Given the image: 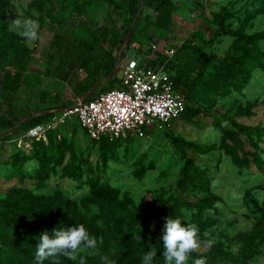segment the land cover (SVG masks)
Here are the masks:
<instances>
[{"label":"rangeland","instance_id":"obj_1","mask_svg":"<svg viewBox=\"0 0 264 264\" xmlns=\"http://www.w3.org/2000/svg\"><path fill=\"white\" fill-rule=\"evenodd\" d=\"M148 1L132 17L127 0H0V264H37L43 231L81 223L98 244L73 264H143L149 250L164 261L168 216L199 229L188 264H264V0H174L170 12ZM15 14L39 23L37 40L17 34ZM88 29H99L92 51L73 44L49 60L57 33ZM155 41L180 43L161 55L187 105L171 128L96 138L75 116L40 137L7 128L104 90L128 57L150 63ZM7 69L22 73L13 96Z\"/></svg>","mask_w":264,"mask_h":264},{"label":"built area","instance_id":"obj_2","mask_svg":"<svg viewBox=\"0 0 264 264\" xmlns=\"http://www.w3.org/2000/svg\"><path fill=\"white\" fill-rule=\"evenodd\" d=\"M158 43H152L153 48H158L159 55L155 53L150 57V63L132 56L120 64L119 86L50 107V118L29 126L24 135L43 136L47 129L60 125L71 116L96 138L114 139L131 132L143 133L153 127L171 128L184 111L186 98L175 84L167 58L163 59L161 55L172 56L180 43L166 45L163 41L160 46Z\"/></svg>","mask_w":264,"mask_h":264},{"label":"clouds","instance_id":"obj_3","mask_svg":"<svg viewBox=\"0 0 264 264\" xmlns=\"http://www.w3.org/2000/svg\"><path fill=\"white\" fill-rule=\"evenodd\" d=\"M14 6L15 4L11 2ZM17 34L28 41L38 39L39 23L31 18L23 20L16 17L10 22ZM154 227V225H153ZM163 258L164 264H188L189 257L193 252L200 249V233L196 225L183 222L179 217L168 216L162 230ZM103 243L102 239L99 241ZM212 241H209V246ZM97 238L90 234L86 226L79 225L63 228L56 227L49 233L47 230L39 235L36 244L35 260L37 264H44L45 260H50L51 264H60V257H67L75 260L79 253L89 249L97 248ZM155 251H147L143 257V264H152ZM101 260L107 261V257L101 256ZM80 264H86L83 257ZM194 264H206L204 258H198Z\"/></svg>","mask_w":264,"mask_h":264},{"label":"trees","instance_id":"obj_4","mask_svg":"<svg viewBox=\"0 0 264 264\" xmlns=\"http://www.w3.org/2000/svg\"><path fill=\"white\" fill-rule=\"evenodd\" d=\"M127 3H128V9L132 13V17L140 14V12L142 10L141 5H140V0H127ZM148 5L157 11H159L162 7H165L166 10L168 12H170L175 6V1L174 0H149ZM98 30L99 29H96V30L88 29V32L86 33V35H83L80 37H74V39H72L70 36H64V35H60L59 33H57V35H55V37L53 39V44L50 48L49 60H53L56 52H60V54H63L64 51L66 49L70 48L73 44L80 47L82 50H84L86 52L92 51L94 46L100 40V35H99ZM229 32L234 33L233 31H229ZM196 51L201 56H203L205 59L207 58L205 53L203 51H201L200 49L196 48ZM112 65H113V61L106 67V71H105L106 73L110 72ZM21 80H22L21 71H12L10 69L5 70L4 75H3L2 90L4 92H7L9 94V96H13V93H15L19 89ZM174 80H175L176 86H179L178 83L176 82L175 77H174ZM114 86H119V79H118V77H115V76L113 77L112 81H110V83L108 84V86L105 89L112 88ZM87 97H90V96H87ZM186 106H185V109H186ZM41 111H43V112L42 113H36L34 115H31L28 119L22 120L19 124H17V126H22L23 128L26 129L35 123L43 121L44 119H46L50 115V113L44 111V109H42ZM76 122L80 125V123L78 121H76ZM16 123H17V121H15V120H8L6 123V126H7V128H11ZM225 134L228 136L234 137L236 135V131L234 129L228 128V129H225ZM101 137H106V136H101ZM106 138H108V137H106ZM187 167H188V161L185 162L183 168L186 170ZM197 204H198V202H197ZM62 227L67 228V225L65 224ZM63 258H65V260H67V263L73 264V261H71V259H68L67 257H63ZM152 264H164V261H161V260L154 258Z\"/></svg>","mask_w":264,"mask_h":264},{"label":"water","instance_id":"obj_5","mask_svg":"<svg viewBox=\"0 0 264 264\" xmlns=\"http://www.w3.org/2000/svg\"><path fill=\"white\" fill-rule=\"evenodd\" d=\"M133 21H134V20H133ZM133 21H132L130 27L128 28V31H127V37H128V35L130 34V31H131V27H132ZM125 40L127 41L128 38H126ZM126 41H124V43H125ZM117 65H118V62H116V64H115V66L113 67V69L109 72V76H113V74H114V72H115V70H116V68H117ZM87 94H88V92L82 94L81 96H84V95H87ZM81 96H79V97H81ZM58 108H59V107H58ZM44 111L50 113L51 110L48 108V109H44ZM42 112H43V111L40 110V111H38V112H36V113H42ZM36 113H35V114H36ZM22 120H24V119H21V120L18 121L16 124H19Z\"/></svg>","mask_w":264,"mask_h":264},{"label":"bare ground","instance_id":"obj_6","mask_svg":"<svg viewBox=\"0 0 264 264\" xmlns=\"http://www.w3.org/2000/svg\"><path fill=\"white\" fill-rule=\"evenodd\" d=\"M87 95H88V94H87ZM15 125H16V124H15ZM15 125H14V126H15ZM14 126H12V127H14Z\"/></svg>","mask_w":264,"mask_h":264}]
</instances>
